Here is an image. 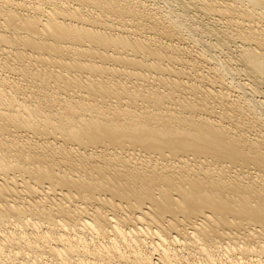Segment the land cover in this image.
<instances>
[{"label":"bare ground","instance_id":"1","mask_svg":"<svg viewBox=\"0 0 264 264\" xmlns=\"http://www.w3.org/2000/svg\"><path fill=\"white\" fill-rule=\"evenodd\" d=\"M255 127L264 0H0V264H264Z\"/></svg>","mask_w":264,"mask_h":264},{"label":"rangeland","instance_id":"2","mask_svg":"<svg viewBox=\"0 0 264 264\" xmlns=\"http://www.w3.org/2000/svg\"><path fill=\"white\" fill-rule=\"evenodd\" d=\"M160 3H158V5H159ZM159 6H162V4H160ZM152 7V6H151ZM156 7V6H155ZM209 17H212L211 15H209ZM213 18V17H212ZM216 18V17H215ZM210 19V18H209ZM217 19V18H216ZM211 20V19H210ZM212 21V20H211ZM185 39V38H184ZM187 41V40H186ZM186 41H184V44L188 47V44H190V46L188 47V49L192 52V53H194V54H196L195 53V51H197V49H196V47L194 48V46L191 44V43H188V42H186ZM182 43H183V41H182ZM194 49V50H193ZM216 56L219 58L220 57V59L222 58L221 56H219L217 53H216ZM221 60H223V58L221 59ZM236 78H238V77H236ZM234 93V92H233ZM231 94V93H230ZM237 94V93H236ZM232 95V94H231ZM234 95H232V97H233ZM231 97V98H232ZM241 117H243V116H241ZM242 120V119H241ZM245 120V119H244ZM250 129H252V128H250ZM261 129L262 130H264V128H260V127H255V129H252V130H250L249 131V134L251 135V136H254L253 134H255V136L256 135H260L259 133H261ZM255 130V131H254ZM260 130V131H259Z\"/></svg>","mask_w":264,"mask_h":264}]
</instances>
